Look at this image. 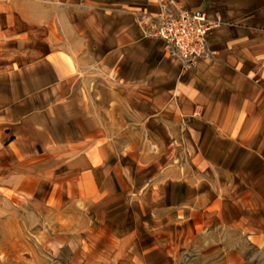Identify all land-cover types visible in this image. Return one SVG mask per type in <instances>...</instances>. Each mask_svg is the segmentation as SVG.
<instances>
[{
    "label": "crops",
    "instance_id": "obj_1",
    "mask_svg": "<svg viewBox=\"0 0 264 264\" xmlns=\"http://www.w3.org/2000/svg\"><path fill=\"white\" fill-rule=\"evenodd\" d=\"M180 1L223 20L192 69L143 35L157 0H0V48L37 28L51 46L0 70V221L23 204L90 264H185L171 242L229 230L264 244V0Z\"/></svg>",
    "mask_w": 264,
    "mask_h": 264
},
{
    "label": "rangeland",
    "instance_id": "obj_2",
    "mask_svg": "<svg viewBox=\"0 0 264 264\" xmlns=\"http://www.w3.org/2000/svg\"><path fill=\"white\" fill-rule=\"evenodd\" d=\"M42 31L37 28L28 41L13 39L3 43L0 48V70L19 69L28 60L47 52L51 46L43 41L45 34ZM45 228L40 218L27 215L23 204H19L15 217L0 221V264H90L95 259L75 256L81 234L65 233L64 245L59 246L50 239V233ZM66 228L72 231L70 226ZM216 237L220 241L212 240L208 245L201 239H195L191 242L173 241L170 247L181 253L180 260L185 264L190 261L196 264H264V244L252 242L235 230L218 233ZM164 243L168 245V241ZM206 248L209 252L220 249L218 253L202 255ZM230 250L237 252L234 256L222 255ZM97 259L104 263V258Z\"/></svg>",
    "mask_w": 264,
    "mask_h": 264
},
{
    "label": "built area",
    "instance_id": "obj_3",
    "mask_svg": "<svg viewBox=\"0 0 264 264\" xmlns=\"http://www.w3.org/2000/svg\"><path fill=\"white\" fill-rule=\"evenodd\" d=\"M137 23L146 37L161 40L167 55L192 69L212 52L210 32L223 24L221 16L212 18L206 11L192 10L180 0H157V10L136 14Z\"/></svg>",
    "mask_w": 264,
    "mask_h": 264
}]
</instances>
